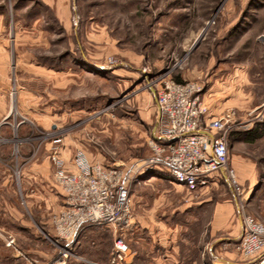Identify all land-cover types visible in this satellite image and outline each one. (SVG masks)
<instances>
[{
	"label": "rangeland",
	"instance_id": "obj_1",
	"mask_svg": "<svg viewBox=\"0 0 264 264\" xmlns=\"http://www.w3.org/2000/svg\"><path fill=\"white\" fill-rule=\"evenodd\" d=\"M68 6L63 22L42 0H0V178L23 180L16 203L31 238L9 236L11 249L44 253L24 264H49L65 251L66 264H248L237 249L235 192L218 175L187 189L152 170L132 186L124 231L91 225L70 248L52 221L66 201L56 160L72 174L79 153L120 170L153 155L154 95L169 75L204 87L210 120H230V168L245 213L264 224V0Z\"/></svg>",
	"mask_w": 264,
	"mask_h": 264
},
{
	"label": "built area",
	"instance_id": "obj_2",
	"mask_svg": "<svg viewBox=\"0 0 264 264\" xmlns=\"http://www.w3.org/2000/svg\"><path fill=\"white\" fill-rule=\"evenodd\" d=\"M204 87L197 83H179L171 76L161 79L157 90V140L153 155L127 170L91 165L83 153L77 155V171L67 174L61 160H56V181L64 190L63 209L53 224L60 240L71 247L88 226H108L124 231L131 217V189L142 175L163 170L172 180L187 189L206 185L213 176L226 174L235 192L242 224L237 246L248 264H264V224L245 213L237 174L230 168L227 130L230 120L219 117L207 120L210 113L203 97ZM144 170L141 174L140 170ZM140 176V177H139ZM14 242L10 240V244ZM116 248L126 246L119 239ZM49 264H66L68 252Z\"/></svg>",
	"mask_w": 264,
	"mask_h": 264
},
{
	"label": "crops",
	"instance_id": "obj_3",
	"mask_svg": "<svg viewBox=\"0 0 264 264\" xmlns=\"http://www.w3.org/2000/svg\"><path fill=\"white\" fill-rule=\"evenodd\" d=\"M42 2L45 5L49 4L50 6H52L57 12L58 18H60L63 22L68 21V17H69L68 0H42ZM202 95L204 99L206 100V96H207L206 91ZM154 97H155L156 107H157L156 93ZM210 119L211 118L209 115L207 117V120L209 121ZM149 138L152 141L157 140L156 127L153 128ZM72 169L73 171L77 169L76 164L74 162L72 164ZM159 174H157L159 175V177L157 175L156 176L160 178L161 180H166V181H169L174 186L185 188L184 186L175 183L169 174L167 173H164V174L159 173ZM217 175L220 176V179L226 184L228 188H230L229 181H228L226 174L219 173ZM20 182H23V180L21 181L20 178H16V179L0 178V198L3 196L8 198L7 202L0 200V253L3 255V257L0 256V264H22V263L24 264V262H27L29 255H32L33 253L35 254L39 253V257L41 258H43L44 256L43 252L41 251L38 252L31 248L28 249L27 251L28 254L23 253L21 252V250H18L16 248L11 249L13 246L9 244V236L10 238L12 236H14L15 238L16 236L17 238L19 237L20 243L31 242L27 222L24 221V216L22 214V211L20 207L18 206V204L16 203V196H17L16 188H18L21 185ZM32 186H34L33 192H38L37 184L36 185L32 184ZM231 192L233 194L232 188H231ZM233 197H234V194H233ZM2 218H6V219H2ZM10 219H14L15 223L10 224L9 222ZM17 223H19V225ZM25 234H27V236ZM20 236H22L23 238ZM34 238L38 239V237H34ZM4 254H7L6 257H4Z\"/></svg>",
	"mask_w": 264,
	"mask_h": 264
},
{
	"label": "trees",
	"instance_id": "obj_4",
	"mask_svg": "<svg viewBox=\"0 0 264 264\" xmlns=\"http://www.w3.org/2000/svg\"><path fill=\"white\" fill-rule=\"evenodd\" d=\"M177 81H178V82H180V80H179V79H177Z\"/></svg>",
	"mask_w": 264,
	"mask_h": 264
}]
</instances>
